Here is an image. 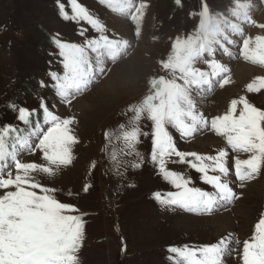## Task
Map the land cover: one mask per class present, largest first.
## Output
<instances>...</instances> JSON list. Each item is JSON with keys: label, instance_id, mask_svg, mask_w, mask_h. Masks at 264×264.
Listing matches in <instances>:
<instances>
[{"label": "snow or ice", "instance_id": "1", "mask_svg": "<svg viewBox=\"0 0 264 264\" xmlns=\"http://www.w3.org/2000/svg\"><path fill=\"white\" fill-rule=\"evenodd\" d=\"M111 11L129 18L134 35L142 33V21L149 6L146 0H101ZM182 6V0H175ZM66 20L86 22L97 33L88 37L81 27L83 43L54 39L61 58L62 72H50L51 88L58 104L71 107L73 101L106 79L115 65L129 56L130 41L115 33L79 0L59 4ZM252 0H232L223 12L214 11L208 0L189 15L197 21L190 34L177 35L169 54L157 61L160 73L148 77L141 99L128 105V124L104 133V151L113 171L139 169L144 155L141 138L148 135L141 122L151 123V163L172 191H155L153 199L163 208L183 209L198 215H211L227 209L243 196L249 183L264 173V108L256 107L247 95L232 98L221 114L206 115L200 103L217 87L234 83L232 69L217 59L219 52L229 58H242L264 67V34L254 37L246 26L264 33V22L253 18ZM234 37H242L238 55ZM247 93L264 90V75L245 85ZM18 122L0 124V264H81L79 253L85 239V213L72 202L58 198V190L42 182L53 178L75 159L73 148L79 143L75 114L63 116L41 97L37 108L10 105ZM22 125V126H21ZM175 130L182 140L210 131L223 139L224 146L214 152L184 151L178 146ZM113 140L121 147L112 146ZM109 148L111 150L109 151ZM41 153L43 163L24 161V154ZM246 154V158H241ZM173 165L184 166L176 170ZM96 162L91 164V169ZM211 190L195 185L190 171ZM90 183L83 185L87 193ZM71 195V193H69ZM172 264H226L235 254L240 264H264V213L254 224L249 238L241 241L225 232L204 244L170 245ZM126 252V244L122 246Z\"/></svg>", "mask_w": 264, "mask_h": 264}, {"label": "rangeland", "instance_id": "2", "mask_svg": "<svg viewBox=\"0 0 264 264\" xmlns=\"http://www.w3.org/2000/svg\"><path fill=\"white\" fill-rule=\"evenodd\" d=\"M79 2L106 24L109 33L130 41L132 47L129 56L115 65L109 63L111 74L73 101L71 107L58 104L52 89L40 86V80L50 81V72L63 71L57 47H51L49 36L83 43L85 37L79 35L81 27L88 29V37L97 33L86 22L77 23L62 17L59 4L65 3L67 6L68 0H0V124L18 123L16 114L3 108V100L14 99L15 95L18 106L37 108L43 97L56 107L59 114H75L78 117L75 132L79 143L73 148V163L61 169L53 178L42 177V182L56 188L62 201L74 203L81 213L86 214L85 239L79 253L81 264H172L167 251L170 245L204 244L215 241L225 232L235 234L241 241L249 238L255 222L264 213V173L246 188L237 189L238 192L243 191L242 198L226 210L198 215L179 208H163L153 199L152 194L157 190L167 192L174 189L162 180L151 163L150 121L144 119L141 122L143 131L148 133L141 138L139 145L144 155L141 168H121L124 174L118 175L103 150L105 131L128 124L130 113L125 114L128 105L143 97L148 77L160 73L157 61L169 54L170 38L190 34L196 27L197 21L189 13L199 9L201 0H182V6L177 5L175 0H146L149 6L139 38L134 35V23L111 11L101 0ZM208 3L214 11L223 12L232 0H208ZM252 4L253 18L261 21L259 15L264 11V0H252ZM255 30L259 31L254 33ZM245 31L253 37L264 34L251 26H246ZM234 39L238 43L233 51L238 55L243 38ZM217 59L235 62L242 58H229L218 52ZM256 66L262 73L255 75H264V67ZM229 67L233 70L232 66ZM128 68L132 73L126 72ZM255 75L243 84L235 79L232 71L236 83L223 89L217 87L204 100L201 99L203 109L212 105L215 95L226 88L229 96L225 99L226 108L232 98L240 95H247L256 107L264 108V90L259 93L246 92L245 85ZM171 131L184 151L214 152L225 143L210 131H204L191 140H182L175 130ZM214 136L220 142L212 148L206 150L203 148L205 146H192L196 140ZM112 146L119 148L121 142L113 140ZM241 158H246V154H241ZM22 159L44 162L39 151L24 154ZM94 161L96 167L91 169ZM172 167L183 170L184 166ZM190 175L196 186L211 190L210 186L199 180V174L194 170L190 171ZM85 183L91 184L87 193L82 191ZM124 244L126 252H122ZM226 264H240V261L233 254L226 257Z\"/></svg>", "mask_w": 264, "mask_h": 264}, {"label": "bare ground", "instance_id": "3", "mask_svg": "<svg viewBox=\"0 0 264 264\" xmlns=\"http://www.w3.org/2000/svg\"><path fill=\"white\" fill-rule=\"evenodd\" d=\"M259 19L264 22V11H262V13L259 15ZM258 31L259 30H255L254 33H257ZM224 62L227 65L232 66L233 75H234L235 79L239 83H243L244 84L245 81L247 79H249L250 77L254 76L255 74L262 73V71L260 69H258L256 65H254L252 63L250 64V62L244 61L242 59L238 60V61H235V62L233 60L227 59ZM125 70H127L126 72L128 74L132 73V70L129 69V68L125 69ZM263 74H264V72H263ZM125 79H126V76H125ZM234 83H236V82L234 81ZM234 88L237 89L238 86H236V87L234 86ZM234 88L231 87L230 89L235 91ZM226 91H227V88L224 89V90H221L220 92H218L215 95V97H214L215 99H213L212 105H210V106L207 105L208 107L205 108L206 110H204L203 107H202V109L205 111V113L209 114V116H212V115H216V114H221L223 111L226 110V106H225V102L226 101H225V99L227 97H229L228 93ZM202 106H203V104H202ZM219 142H220V139L218 137L214 136V137H208V138H205V139L196 140L192 144V146L194 148H196L198 146H205L203 148L207 150L210 147L212 148L215 144L218 145ZM223 217L226 218L227 216L224 215Z\"/></svg>", "mask_w": 264, "mask_h": 264}, {"label": "trees", "instance_id": "4", "mask_svg": "<svg viewBox=\"0 0 264 264\" xmlns=\"http://www.w3.org/2000/svg\"><path fill=\"white\" fill-rule=\"evenodd\" d=\"M53 37H54V39H55V36L54 35H50L49 36V38H48V40H49V42H50V45H51V47L52 48H55V44H54V39H53ZM58 50V49H57ZM49 80H50V78H49ZM40 81H42V80H40ZM45 83H50V81L49 82H45ZM28 93V92H27ZM17 96L15 95V96H13V98L14 99H7V100H3L4 102H3V104H4V109H6V110H12L11 108H10V105H12V104H17V98H16ZM3 108H1V109H3Z\"/></svg>", "mask_w": 264, "mask_h": 264}]
</instances>
